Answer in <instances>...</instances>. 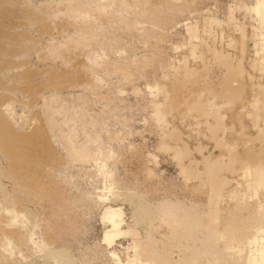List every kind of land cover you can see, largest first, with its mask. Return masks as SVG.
<instances>
[{
  "label": "rangeland",
  "instance_id": "1",
  "mask_svg": "<svg viewBox=\"0 0 264 264\" xmlns=\"http://www.w3.org/2000/svg\"><path fill=\"white\" fill-rule=\"evenodd\" d=\"M263 14L264 0H0V264H242L264 190L232 154L264 155ZM229 78L211 116L188 106ZM206 159L226 165L217 188Z\"/></svg>",
  "mask_w": 264,
  "mask_h": 264
},
{
  "label": "bare ground",
  "instance_id": "2",
  "mask_svg": "<svg viewBox=\"0 0 264 264\" xmlns=\"http://www.w3.org/2000/svg\"><path fill=\"white\" fill-rule=\"evenodd\" d=\"M257 4H258V2H257ZM263 51H264V48L262 49V52ZM263 61H264V59H263ZM261 64L264 65L263 62H261ZM232 83H233V81L231 82L230 78L226 79L224 81L223 85H222V89H223L222 92L216 93L214 90L212 92L211 91L208 92L207 94H209V93L212 94V99H209V100L208 99L207 100H203V101L200 100L201 99L199 97L200 94H198V92H197L198 96L196 98H193V100L191 102H189L190 105H188V106L189 107L191 106V109H193L194 111H197V112L202 113V114L207 115V116H211L213 114V111L217 110V105L216 106H212V104L214 103V101L216 99H220L221 100V99H223V97L226 94H228L229 96L233 95V89H235V88H234V85H232ZM237 92L238 91H236L234 93L233 97H235V94ZM199 93H201V91H199ZM201 96H202V99H203V94ZM206 97H208V96L206 95ZM159 111H160V113H162V110L160 109V107H159ZM263 130L264 129L261 130L262 133L259 136V137H261L260 138L261 140H263V138H264ZM214 131H215L214 134H216V130H214ZM234 142H236V140ZM251 142H252V140H251ZM261 142L264 143V141H261ZM236 143L234 144L232 142V144H234V145H230V147H228L229 142L224 144L225 148L226 147L228 148L229 154L233 153L232 152V148H234ZM247 146H249V145H247ZM236 148L238 149V144H237ZM263 149H264V147H263ZM233 151H234V149H233ZM245 151H246V156L247 157H245L244 160L239 155H233L232 154V158L235 160V163L241 162L242 169L238 168L239 170L237 172L241 171V176H240V178L242 177L241 180H243L245 182L246 188L249 191L251 190L250 192H252V194H253L252 196H255V195H257V192L259 190H264V155H262L261 154L262 152L260 153L254 147L253 148L252 147L245 148ZM237 156H239V158ZM247 158H248V160H247ZM239 159H240V161H238ZM221 161L222 160H217V161H210L208 159L205 160V163H206V166H207V173L206 174L208 175V179L211 180L212 185L213 186L215 185L216 188L219 187V182L221 181L220 180V175L222 174V171L226 167V165H224ZM223 162H224V160H223ZM261 214H262V216L259 215L260 217L258 216L259 218L257 217L258 219L256 221L254 220L256 223L253 222V225L255 224L254 226L252 225L253 226L252 227L253 230L251 229V225L249 227L250 230H247L249 233H250V231L252 232L251 235L248 234L249 235L248 238H245L247 240H244V235H245V237L247 236V233H246L247 231L245 232V234L243 233L244 234L243 236L239 235V238L237 239V243H239L240 246H238L239 248L237 247V249L234 250V254L236 253L239 257L244 258V261L242 260L243 261L242 264H264V235L262 234V233H264V216H263L264 213L261 212ZM113 215H114V212H110L109 215H108V218H111ZM209 218H211V220L208 219V222L210 223L212 221V219L215 218V212L214 211H212V214H210ZM113 219H114V221H113ZM110 222L114 225V228L120 226L119 223L117 224V221H116L115 218H112V220ZM197 223H201L202 225H205V223H202L201 221H198ZM232 249H234V248H232ZM149 255L151 256L150 259L152 261L154 260V258L156 259L155 254H152L151 252H149ZM157 258H159V257H157ZM158 260H160L159 261V264H160L162 258L161 259L159 258ZM239 262H241V261H239ZM148 263H150V262H148ZM153 263H156V262H153ZM238 264H241V263H238Z\"/></svg>",
  "mask_w": 264,
  "mask_h": 264
}]
</instances>
